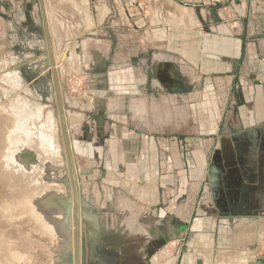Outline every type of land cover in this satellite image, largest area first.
<instances>
[{
    "label": "crops",
    "instance_id": "0c3cea01",
    "mask_svg": "<svg viewBox=\"0 0 264 264\" xmlns=\"http://www.w3.org/2000/svg\"><path fill=\"white\" fill-rule=\"evenodd\" d=\"M216 1L140 0L139 5L130 0H45L75 158L80 155L94 159L112 169L122 165L133 182L151 179L147 182L150 186L141 192L143 214L137 219L145 231H149V224L157 226V216L163 226L166 224L163 231L176 229L171 210L158 205L169 200L178 205L181 194L169 200L163 194L165 188L178 185L182 193L189 190V202H193L192 209L187 204L183 216L179 215L176 226L183 233L188 231L180 227L196 213L208 158L222 129L228 131L239 119H264V84L257 76L247 73L244 80L240 74L243 56L264 62L262 45L250 30L247 14L241 17V0ZM1 20L10 37L5 54L12 66L9 73L20 74L21 67L31 73L34 65L44 60V54L39 55L45 46L39 3L0 0V24ZM215 40L217 43L212 44ZM135 42L141 43L136 52L129 48ZM103 57L108 58L107 69L102 65ZM121 57L139 58L147 71L145 80L138 63L111 70L114 59ZM199 68L202 75H198ZM219 68L232 79L228 96L234 107H230L232 114L227 122H219L216 108L211 107L208 77L204 76ZM46 72L43 69L41 76ZM83 73L86 90L69 93V80ZM41 84L45 95L55 97L51 83ZM99 87L110 90L104 95V88ZM148 99H152L153 119L158 122L163 117L185 120L190 117V109H198L196 115H205L202 126L213 135L212 142L185 152L183 144L188 143V136L146 131L153 128ZM197 152H202L203 159ZM126 227L121 226L120 231L127 234ZM193 246L185 252L181 264H197L200 254L196 251L200 249ZM246 264H264V252L255 253Z\"/></svg>",
    "mask_w": 264,
    "mask_h": 264
},
{
    "label": "rangeland",
    "instance_id": "374dc122",
    "mask_svg": "<svg viewBox=\"0 0 264 264\" xmlns=\"http://www.w3.org/2000/svg\"><path fill=\"white\" fill-rule=\"evenodd\" d=\"M242 4H244L243 8ZM240 5L241 17H245L247 14L250 30L258 36L259 43L262 45L261 53L264 57V0H241ZM0 29V50H2L0 56V214L1 211L4 212L3 208L8 206V212L2 213V216L10 218H5L7 224L5 222L0 224V264H40V262L43 264L42 251L49 259L50 264H55L59 237L54 244L50 232L33 226L34 220L39 219V216L33 210L34 206L28 202L29 197L34 195L32 190L37 185H41L42 176L49 171L50 165L53 164L47 162L48 159L43 161L36 158L35 161H31V166L25 167L24 161L13 158V156L21 153L19 151L24 149L33 151L45 137H52L57 146L56 153L61 154L62 136L59 134L60 124L56 100L55 97L44 94L41 83L36 84L39 77L33 79L34 82H28L25 80L26 77L22 70H20V74L14 71L9 73L12 66H10L9 57L5 54L9 47L7 45L10 37L7 35V25L2 20ZM216 43L215 40L212 44ZM139 44L141 45V43L135 42L129 48L136 52L139 49ZM189 57L193 58V55L191 54ZM134 63H138L135 65L143 73V80H145L147 71L139 58H116L111 70L130 67ZM197 71L198 75H202L199 72L200 68ZM193 73L196 75V72ZM247 73L257 76L256 78L264 84V62L258 61L256 57L252 59L249 55L243 56L240 74L244 76V80L248 78ZM230 75L224 72L223 68L204 74L208 77L206 85L208 86L209 100L212 103L211 107L216 108L215 114L219 117V122L222 119L226 122L228 116L232 114L230 107H234L228 96L232 80ZM77 77H84L85 81L87 79L84 73L81 76H75V78ZM84 90L86 89L84 88ZM109 90V88H104L101 91L105 95ZM147 101L148 114H150L149 122L153 128H145L146 131L188 136V143L183 144L185 152H190L197 145L206 144L208 141L212 142L213 135L209 134V130L202 126L205 115H202L203 117L196 115V112L199 113L198 109H190V117L185 120L178 121L163 117L158 122L153 119L152 99ZM131 125L136 127L137 123L132 121ZM47 147L48 145L45 144L44 150ZM197 155L200 160L203 159L202 152H197ZM76 162L79 171H93V174L88 177H82L81 184L85 201L102 212L101 225L111 237V243L115 244L120 251L123 248L127 251L131 250L130 252L133 253L132 259L131 257L124 259L123 262H127V264H181L185 252L190 247L195 248L193 244L198 245L197 248L200 249L195 250L200 254L197 264H246L249 257H253L255 253L257 255L259 252H264V217L235 220L232 223H216L214 219L199 217L194 213L191 220L180 227L182 230L186 228L189 230L186 229L184 233L179 231L176 227L179 225V215L183 216L187 204L189 209L193 208V202H189L188 198L189 190L186 189V192L182 193L180 185L167 187L163 192L168 200L176 199L181 194L177 201L178 205L175 200L158 205V207L171 210L170 215L173 217L172 222L176 229L172 230L173 228L168 227V232L163 231L166 224L163 226V220L156 215L155 224L157 226L149 224V231H145L137 223V219L143 214L141 192L150 186L147 182H151V179L133 182L127 178L126 169L122 165L120 168L112 169L104 167L103 163H98L94 159L80 155L76 156ZM63 165L56 166L59 170L56 171L57 174L61 173L63 168L66 169ZM66 194H70V188L69 190L67 188ZM52 196L51 193H41L38 201L40 199L43 203L47 202ZM38 203L40 204V202ZM125 225L128 229L127 234L120 231L121 226ZM45 242L50 245L48 252L45 251ZM125 250L123 252H126Z\"/></svg>",
    "mask_w": 264,
    "mask_h": 264
},
{
    "label": "flooded vegetation",
    "instance_id": "af4514ba",
    "mask_svg": "<svg viewBox=\"0 0 264 264\" xmlns=\"http://www.w3.org/2000/svg\"><path fill=\"white\" fill-rule=\"evenodd\" d=\"M217 140L208 158L196 213L216 223L264 217V119H239L228 131L222 129Z\"/></svg>",
    "mask_w": 264,
    "mask_h": 264
},
{
    "label": "water",
    "instance_id": "95a60500",
    "mask_svg": "<svg viewBox=\"0 0 264 264\" xmlns=\"http://www.w3.org/2000/svg\"><path fill=\"white\" fill-rule=\"evenodd\" d=\"M34 2L39 3L41 9L42 26L40 33L44 38L45 46L39 55L44 54V60L42 64L38 62L36 66L34 65L31 73L26 72L25 67H21V70L28 82L39 77L36 80L37 85L39 83H51L55 93L61 135L73 190V196H70L68 200H60L61 208L65 209L67 217H74V248L73 251L67 253L64 250L60 251L59 260L56 264H122L124 258L130 256V252L121 253L117 246L111 243V237L101 225L102 212L85 201L81 184L82 177H88L93 174V171L82 172L77 167L75 148L67 121L64 91L56 66V44L49 28L46 3L45 0H34ZM70 43L63 45V49H66ZM77 51L80 52L81 49L77 48ZM102 65L107 69V57L102 58ZM43 69L47 72L41 76ZM209 173V176L212 177L213 164L209 168Z\"/></svg>",
    "mask_w": 264,
    "mask_h": 264
},
{
    "label": "bare ground",
    "instance_id": "6f19581e",
    "mask_svg": "<svg viewBox=\"0 0 264 264\" xmlns=\"http://www.w3.org/2000/svg\"><path fill=\"white\" fill-rule=\"evenodd\" d=\"M59 134L60 136H62L61 127L59 128ZM38 144H37V147L34 146L35 149H33V151H31L30 149H24L22 151H19L21 153L14 155L13 158H18L24 161L23 164L25 167L31 166L30 165L31 161L32 162L35 161L36 158L41 159L43 161L48 159L47 162L53 164V165H50L49 171L47 172L45 171L46 173L42 176L43 182H41V185H37V187H35V189L32 190L34 195L29 197L28 202L34 206L33 210L37 213V216H39V219L34 220L35 223L33 226L35 228L38 227V229L42 231L50 232L52 235L51 238H53L52 242H54V244L56 243L55 241L59 239L57 241L58 246L56 247L58 248L56 249V258H57V260H55V264H56V262L59 260L58 255L60 251L64 250L67 253V252L73 251V248H74V241H73L74 217H67L65 209L61 208V200L63 199L68 200L70 196H73V190H72V185L70 181L67 160L65 156L63 139L60 141V152H61L60 155L56 153L57 146L54 143V140L52 139V137H48V138L45 137V139L44 140L42 139L41 142ZM45 144H47L48 147L45 148L44 150L43 147L45 146ZM63 164L65 165L66 169L63 168V170L60 171L61 173L58 172L57 174L56 171H59V170H57L58 168L56 166L63 165ZM67 188L68 190L70 188L69 195L66 194ZM41 193L42 194L51 193L53 196L52 198H50L49 201L43 203L41 202L40 199L38 201V197L39 195H41ZM38 202H40V204ZM3 211L4 212L1 211V214H0V224L2 222L6 223V219H10L8 216H2V213L8 212V206H5L3 208ZM30 219H32V217H30ZM46 240L48 239L46 238ZM48 242H50V240H48ZM44 245H45V251L48 252L50 249V245H48L47 242H45ZM41 253L43 255L42 259L44 260L43 264L45 263L50 264L49 259L45 257V254L43 253V251ZM40 264L42 263L40 262Z\"/></svg>",
    "mask_w": 264,
    "mask_h": 264
},
{
    "label": "built area",
    "instance_id": "2783aa9c",
    "mask_svg": "<svg viewBox=\"0 0 264 264\" xmlns=\"http://www.w3.org/2000/svg\"><path fill=\"white\" fill-rule=\"evenodd\" d=\"M133 3H137L139 5L142 4V2H140V0H130ZM218 1V0H217ZM87 87V79L86 81L84 80V77H77V78H71L69 80V84H68V88L67 90L69 91V93L75 95V94H79L84 92L83 89H86Z\"/></svg>",
    "mask_w": 264,
    "mask_h": 264
}]
</instances>
